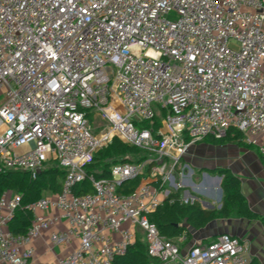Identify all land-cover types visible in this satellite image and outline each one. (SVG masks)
Here are the masks:
<instances>
[{"label": "built area", "instance_id": "obj_1", "mask_svg": "<svg viewBox=\"0 0 264 264\" xmlns=\"http://www.w3.org/2000/svg\"><path fill=\"white\" fill-rule=\"evenodd\" d=\"M262 62L264 0H0V174L65 172L36 201L1 194L0 264H45L44 238L53 264H112L138 230L158 264H251L242 238L180 250L149 215L198 201L182 162L198 142L235 129L264 161ZM113 140L141 153L96 179L87 166ZM17 212L24 233L9 229Z\"/></svg>", "mask_w": 264, "mask_h": 264}, {"label": "trees", "instance_id": "obj_2", "mask_svg": "<svg viewBox=\"0 0 264 264\" xmlns=\"http://www.w3.org/2000/svg\"><path fill=\"white\" fill-rule=\"evenodd\" d=\"M212 141L214 143L237 142L246 145L242 141L241 133L235 129H230L224 138L212 139ZM127 152H132L135 155L141 153L135 148L123 145L118 140H113L109 146L97 153L93 163L87 166V172L93 174L96 179L107 178L108 168L111 164L129 160V158H126ZM64 175V170L55 166H49L42 170L34 181L29 180L27 176L19 173H3L0 174V196L3 192L10 190L15 194L22 195L24 204L30 203L47 194L59 192ZM221 176L222 204L219 210H202L198 202H194L191 205H182L179 203L170 205L166 201L154 213L149 215V221L155 224L162 238L172 242L180 250H184L182 246L191 237V229L197 230L204 227L216 218H228L233 211L238 216H253L247 207L245 198L240 193V181L238 178L228 171H221ZM138 184L139 180L132 181L129 185L131 189L127 191L133 192ZM75 192L79 193L78 189ZM173 197L177 198L179 195ZM262 220L264 222V218ZM28 226L29 217L17 212L15 218L9 225V229L13 233H24ZM180 237H184L185 239L180 242ZM150 263L158 264L157 261L148 257L147 245L138 239L128 247L124 255L117 256L112 261V264Z\"/></svg>", "mask_w": 264, "mask_h": 264}, {"label": "crops", "instance_id": "obj_3", "mask_svg": "<svg viewBox=\"0 0 264 264\" xmlns=\"http://www.w3.org/2000/svg\"><path fill=\"white\" fill-rule=\"evenodd\" d=\"M182 162L192 169L188 190L196 195L202 210L221 208L222 199L217 202L215 188H221V171H228L240 181V193L253 214L251 217L238 216L233 211L228 218H216L204 227L191 229L193 243H206L219 234H230L247 241L251 264H264V161L257 150L237 142L214 143L207 138L193 145ZM34 247L39 261L53 264L52 256L47 254L46 238L37 240Z\"/></svg>", "mask_w": 264, "mask_h": 264}, {"label": "rangeland", "instance_id": "obj_4", "mask_svg": "<svg viewBox=\"0 0 264 264\" xmlns=\"http://www.w3.org/2000/svg\"><path fill=\"white\" fill-rule=\"evenodd\" d=\"M173 16L174 15L172 14L170 16V18L172 19ZM262 63L264 64V62H262ZM261 71L264 73V68H262ZM87 120H88L89 125L93 129V133L94 132H99L101 127L105 124L104 121L101 118V115L99 113H97V112H94V111H89L88 112ZM126 158H129L130 160L131 159L136 160L137 157H136L135 154H132V152H127L126 153ZM209 176L212 177L213 175L209 174ZM216 176H218V175H216ZM188 192L190 193V190H188ZM159 199H160V197H159ZM211 201H215V199H211ZM127 226H128V223L123 224L122 225V229H125ZM190 235H191V237H189L187 239V241L185 242L184 246H182V248L187 249L190 246V244L193 243V235L194 234H190ZM115 237L117 238V236H115ZM137 238L143 244L147 245V238H146L145 234H141V232L139 230H138ZM61 249L63 250V246H61ZM66 255H67V252L64 251V252L61 253L60 257L64 258V257H66Z\"/></svg>", "mask_w": 264, "mask_h": 264}, {"label": "water", "instance_id": "obj_5", "mask_svg": "<svg viewBox=\"0 0 264 264\" xmlns=\"http://www.w3.org/2000/svg\"><path fill=\"white\" fill-rule=\"evenodd\" d=\"M219 181H220V179H217V182H219ZM221 199H222V190H221V188H219L216 200H217V202H220Z\"/></svg>", "mask_w": 264, "mask_h": 264}]
</instances>
